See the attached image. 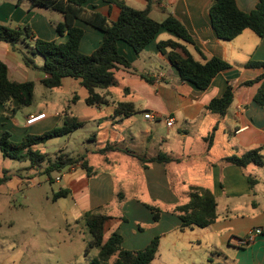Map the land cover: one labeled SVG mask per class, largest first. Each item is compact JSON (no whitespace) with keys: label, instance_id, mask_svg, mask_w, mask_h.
<instances>
[{"label":"crops","instance_id":"0c3cea01","mask_svg":"<svg viewBox=\"0 0 264 264\" xmlns=\"http://www.w3.org/2000/svg\"><path fill=\"white\" fill-rule=\"evenodd\" d=\"M116 1L134 10L145 8L144 0H86L84 7L114 22L120 14ZM235 3L241 12L250 13L258 0H235ZM210 5L211 0H165L152 9L150 17L157 22L163 21L167 14L175 17L190 33L193 45L178 41L164 30L139 54L125 43H118V52L132 69L114 71L117 85L96 90L108 101L107 105L91 106L84 117H75L80 123L95 125L90 140L98 147L94 149L96 152L87 150L81 154L89 172L82 168L74 172L65 169L59 190L68 191L67 197L74 201L71 213L75 222L91 210H117L116 214L105 213L111 218L106 234L114 231L120 234L126 250L139 249L160 236L159 250L163 241H167L172 255L168 264H264V108L254 102L260 83L243 85L264 72L262 68L246 66L250 62L264 64V37L244 31L230 42L218 40L211 26ZM154 14L160 17L156 19ZM62 21L60 14L30 10L26 0H0V24L15 29L27 25L39 40L64 43L66 34L60 36L55 29ZM75 25L84 32L79 51L90 55L100 46L102 33L79 21ZM167 40L178 41L195 61L203 63L204 59L218 58L230 68L217 74L210 86L201 91L181 81L166 54L160 53L158 43ZM29 41L19 43L15 50L0 42V62L6 65L10 81H31L35 88V81L41 84L46 75L40 69L24 65L20 52L27 46L33 48ZM34 62L40 68L43 59L36 56ZM228 86L232 87L233 101L226 115L220 117L207 107ZM86 97L85 91L84 101ZM77 99L74 95L72 100ZM121 103L130 104L131 108L118 109ZM16 105L12 102L11 108ZM125 109L131 110L129 115L123 114ZM147 113L151 114V120L144 119ZM37 114H45L46 118L32 126L25 124L17 134L19 141L38 125L41 126L36 129L38 132H47L54 122L62 121L64 114L74 117L65 109L62 114L29 113L26 119ZM11 115L7 111V117L13 118ZM167 118L173 119L171 128L166 127ZM11 120L17 127L18 123ZM107 147L112 149L99 153ZM256 149H261V166L249 164L242 168L225 162ZM159 155L179 161L152 162L143 167L139 160ZM189 187L206 189L215 197L217 218L206 228L180 230L181 222L171 212L175 206L188 202ZM158 204L166 212L160 211V219L155 223L145 205ZM165 219H172V224L160 229ZM142 227L150 230L151 235L140 245L134 244ZM254 228L261 229L262 234L249 246H238L237 240L245 238Z\"/></svg>","mask_w":264,"mask_h":264},{"label":"trees","instance_id":"16d2710c","mask_svg":"<svg viewBox=\"0 0 264 264\" xmlns=\"http://www.w3.org/2000/svg\"><path fill=\"white\" fill-rule=\"evenodd\" d=\"M21 2L22 0H18ZM29 9H44L60 14L63 21L56 25V32L63 36L64 43L54 41H42L35 38L29 26L11 28L0 24V42L6 43L15 50L16 45L24 41H32L33 48L26 47L21 53L22 61L27 68L40 69L46 77L41 84L46 89H58L64 79L78 81L79 85L87 92L85 105L88 107L107 105L108 101L100 96L96 90H106L117 85L114 71L119 69L130 70L132 65L118 52L117 45L123 42L132 50L141 53L159 34L161 30L171 33L178 41L193 45L190 33L171 14L157 22L150 17L156 3L165 0H144L143 10H134L124 2H114L120 9L116 21L110 22L104 16L95 11H88L84 4L86 0H26ZM209 16L212 29L218 40L230 42L244 31H251L257 37H264V0H258L254 10L250 13L241 12L235 0H211ZM79 21L102 33L100 46L90 55H83L79 51L83 30L75 25ZM29 41V42H30ZM178 41L167 40L158 43L160 53L166 54L169 63L177 70L181 81L193 84L197 89L206 90L213 78L230 68V65L218 58L204 59L203 63L195 61L193 57L179 44ZM39 56L43 64L39 68L34 58ZM246 66L262 68L263 63L250 62ZM260 83L254 97V102L264 108V72L257 79L245 82L244 86H252ZM34 96V83L12 82L7 77V67L0 62V105L15 115L21 107H29ZM233 90L228 86L220 98L212 99L207 109L223 117L226 115L233 101ZM12 102L17 105L11 108ZM118 109L130 107V104L121 103ZM124 115H129L131 110L125 109ZM119 113V111H116ZM83 123L75 117L64 114L61 125L55 126L50 131L41 135L27 134L19 143H13L8 132L0 134V153L4 158L18 162H28L31 166H44V173L62 170L68 166L81 162V168L89 172L84 156L71 158L68 154L60 152L53 159H49L41 153L38 147L49 141L72 134L83 127ZM112 149L107 147L100 150L103 154ZM261 149L249 151L241 157L225 159L226 163L245 168L249 164L261 166L263 157ZM125 153H128L125 151ZM129 154V153H128ZM143 167L148 163L157 162L168 164L171 160L164 155L151 159L139 158ZM89 175V174H88ZM29 178H31L29 176ZM10 180V176L3 173L0 177V185ZM254 182L250 181L253 186ZM68 191L59 190L53 198H65ZM188 202L175 206L171 212L180 220V230L198 227L206 228L216 221V201L214 195L200 187H189L186 193ZM156 223L160 219V210L151 205H145ZM91 236L88 249L98 251L91 264H152L158 254L160 237H154L146 247L138 251L126 250L122 247V236L112 232L106 236V225L111 219L102 210H91L83 214L81 218ZM88 251V250H87Z\"/></svg>","mask_w":264,"mask_h":264},{"label":"rangeland","instance_id":"374dc122","mask_svg":"<svg viewBox=\"0 0 264 264\" xmlns=\"http://www.w3.org/2000/svg\"><path fill=\"white\" fill-rule=\"evenodd\" d=\"M50 13L59 16L56 12ZM153 16L156 19L160 17L157 14ZM35 83L33 101L29 107H21L13 118L7 117V111L10 110L1 107L0 134L8 132L13 143L20 142L17 134L23 131L29 113L43 111L62 114L66 109L74 117L80 118L90 111L83 100L85 91L77 81L66 79L61 88L53 90L46 89L37 81ZM74 95L78 97L77 101L72 100ZM11 119L18 123L17 127ZM54 125L60 126L61 122H54L50 127L53 128ZM39 127L41 126L38 125L26 133H45L38 132L36 129ZM94 131L95 125L86 123L72 134L53 139L38 149L49 159L55 158L60 152L77 158L87 150L95 151L98 147L90 140ZM44 168L4 158L0 153V177L4 172L10 175V180L0 185V264H91L98 251L88 249L91 236L83 220L75 222L72 217L74 201L71 196L56 200L53 198L61 187V183L55 182V178L60 177L65 168L52 171L49 175L43 174ZM154 207L166 212V208L161 204ZM109 211L117 213V210L112 208L102 212L108 214ZM171 224L172 219H165L160 229L168 228ZM150 235V230L142 227L139 239L130 241L140 245ZM148 243L130 251L141 250ZM169 249L168 242L163 241L162 248L158 249L159 254L152 264L170 263L172 255Z\"/></svg>","mask_w":264,"mask_h":264},{"label":"built area","instance_id":"2783aa9c","mask_svg":"<svg viewBox=\"0 0 264 264\" xmlns=\"http://www.w3.org/2000/svg\"><path fill=\"white\" fill-rule=\"evenodd\" d=\"M45 118H46L45 114L30 115L26 119L25 124H26V126H32V125L37 124L38 122L44 120ZM144 119L151 120L152 119L151 114H149V113L144 114ZM165 121H166L165 124H166L167 128H171L173 126V124H174L172 118H167ZM77 168H81V162H78L75 165L68 166L65 169H66L67 172H74ZM60 178L61 177H56L55 178V182H59ZM261 234H262V230L261 229L254 228V229H252V230H250L248 232V234H247V236L245 238L237 240L236 243L240 247H247L250 244H252V242H253V240H254V238L256 236H259Z\"/></svg>","mask_w":264,"mask_h":264}]
</instances>
